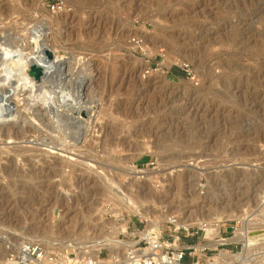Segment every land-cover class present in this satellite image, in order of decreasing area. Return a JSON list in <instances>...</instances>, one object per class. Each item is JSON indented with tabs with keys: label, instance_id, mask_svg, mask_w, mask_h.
<instances>
[{
	"label": "rangeland",
	"instance_id": "374dc122",
	"mask_svg": "<svg viewBox=\"0 0 264 264\" xmlns=\"http://www.w3.org/2000/svg\"><path fill=\"white\" fill-rule=\"evenodd\" d=\"M54 1L68 10L52 12ZM38 29L68 57L69 76L30 75ZM1 43L37 91L15 97L17 112L0 123V264L23 241L97 254L113 225L132 241L151 219L210 222L229 202L245 221L220 250L239 254L233 264H264V239L250 248L238 238L264 225V0H0ZM60 85L96 107L81 135L70 115L59 126L46 111L69 98ZM238 219L220 221L224 234Z\"/></svg>",
	"mask_w": 264,
	"mask_h": 264
},
{
	"label": "built area",
	"instance_id": "2783aa9c",
	"mask_svg": "<svg viewBox=\"0 0 264 264\" xmlns=\"http://www.w3.org/2000/svg\"><path fill=\"white\" fill-rule=\"evenodd\" d=\"M49 7L52 12L58 14L68 10L62 1H54ZM133 42L138 45L142 43L137 39ZM149 165L154 166L155 163ZM260 208L264 211V192L260 198ZM244 221V217L235 220V225L228 227L230 231H225L226 235L223 222L217 232L209 231L211 223L208 221L188 226H177L176 221H168L166 228L161 225L160 230L139 234L138 237L134 236L132 241L120 239L118 247L102 248L98 254L90 247H73L61 251L41 242L28 240L19 243L9 252L7 259L15 264H204L213 258V252L220 255L221 247L227 246L228 241L236 236ZM196 239L200 240L198 244H195ZM213 241L219 242L216 247L209 245ZM125 244L130 245L125 247ZM196 245L201 247L195 248ZM106 249L109 251L107 255ZM227 251L232 256L235 255L232 250L226 249Z\"/></svg>",
	"mask_w": 264,
	"mask_h": 264
},
{
	"label": "bare ground",
	"instance_id": "6f19581e",
	"mask_svg": "<svg viewBox=\"0 0 264 264\" xmlns=\"http://www.w3.org/2000/svg\"><path fill=\"white\" fill-rule=\"evenodd\" d=\"M44 31L45 30H39V29L36 30V32H37V35L36 36H38V45H37V48H36L37 49L36 55H33V56H36L37 59H38V61H39L38 63H40L44 67V70L46 71V76L45 77L54 76L53 74L56 73V72L59 75H65V77L66 76H69V73H67V71L65 70V66L68 64V57H65L63 55H60L59 53H57V50H54L53 47H51L48 44H46V42L44 41L45 36H46V32H44ZM6 44H8V43H6ZM6 44H4V43H1L0 44V47L2 49V52H1L2 56H1L0 59L3 60V63L0 64V68H2L0 70V73H2V74H3V72L5 73L4 77L1 76V78H0V90L1 89L2 90L4 89L1 92V95H0V123L7 122L6 121L7 118H9L10 115L12 116V113L13 112L14 113L17 112V108L16 107H18V105L16 104V102L17 101L20 102L22 99L20 97L17 100H15V97L21 96L22 95L21 94L22 92H26V93L28 92L29 95H28V97L26 99L28 101H30L31 99H34V101H35L36 91H37V85H36L35 81H33L30 78H26L24 75H22L23 73H20L19 71H17V69L16 70H13V68L11 67V65L14 64L13 62L16 61V60L11 61V59H12L11 57H12V55L14 56L15 51H14V49L12 47L7 46ZM46 47L49 48V49H51L55 53V58H54L53 61H49L47 59L46 55L44 54V48H46ZM22 49L24 50V48H22ZM3 57H4V59H3ZM61 62H64V64H62V66H59L58 67V64L57 63H61ZM16 64H18L17 61L14 64L15 67L13 65L14 68H17L18 66H20V64H18L17 67H16ZM22 70H23V68H22ZM70 77H72V76H70ZM15 78H18L17 81H20L18 84H16V82H13V80ZM85 80H87V79H85ZM78 83L80 85H82V83H84V80L81 81V79H80V82H78ZM59 89L61 91L60 92L61 93L60 95H64V97H65L66 94H69V98L67 100H65V99L60 100L61 103H60V106L59 107H52V108H50L51 106L50 107H47L46 108V111H47V113H49V115L51 117V120L54 119V118L56 120L57 119L59 120V122H57V123H59V126L63 122L62 121L63 114H66L67 113L66 115H68V116L70 115V118L74 119V121H76V123H77L76 125H78L76 127L77 128V134L78 135L79 134L81 135L83 129H85V130L87 129L88 130L89 127H93V119L95 117H98L97 116V111H95L96 107H87L88 106V102L85 100V93H83V92L80 93L81 91H76L73 88H70L69 86H66V87L62 88V85L59 86ZM49 100H50V98H49ZM83 113H86V116H84ZM52 114H54V115L52 116ZM84 133L86 134V132H84ZM73 138L75 139V137H73ZM80 140H81V138H80ZM46 142L48 144H51L52 141L46 139ZM158 148H159V146H158ZM68 160H71V159H68ZM75 160H78V159H74V161ZM165 160H166V158H165ZM163 162H161V163H163ZM183 163H185V161ZM127 171L130 174H132V175L134 174L135 176H140L141 174L143 175V174L146 173L145 171H142L140 169L135 168L133 165ZM198 173L199 172H197V174ZM165 175L167 176V174H165ZM189 176H192V175H187V174L180 175L179 176V179L176 180V181L179 184L184 183L185 180L190 179ZM185 178H187V179H185ZM118 196H120V195H118ZM212 197H214V196H212ZM124 198H122V196H121V199L125 202V204L128 205V207H130V209H132L135 212H137L138 214H140L143 218L147 217V215L141 210L140 206H136L135 205L136 203H135V200L133 199V197H131L130 195H128V197H127V195H126V197H124ZM218 198H216V199H218ZM232 200L235 201L236 199L234 200V198H233ZM227 204H228V202H227ZM234 206H235V204L232 205L229 202V206H227V208L226 207L225 208L223 207V209H221V210H220V208H218L222 212L221 213H218V215L215 217L214 220L213 219H211L212 221L210 220L211 226H210L209 231H214L215 230V231L219 232V229H220V221L222 219L224 220L226 218H234V217H238V216L240 218H242L243 217L242 214L239 215V213H236L233 210H231ZM229 211H232V212H229ZM224 213H227V214H224ZM256 217H258V216H256ZM262 217H263V221H264V214H263ZM165 220L167 222L168 221H176V225H178V226H180L182 224L187 225V226L193 224V223L188 222L187 219H186V221H183V220L181 221L179 219H175L174 220V217L171 214L167 215V217L165 218ZM198 221H199V223L203 222V220H200V219H198ZM262 224H263V222H262ZM160 226H161V221L160 220L151 219L150 220V227H149V229L147 231H157V230H160ZM256 227L257 228H254L253 227L254 230H247L246 231L244 229V231L238 236L239 239H241L243 242H245V246H249L251 248V246L255 245L253 242L257 241L258 238H260V239L263 238L264 239V237H263L264 236V225H262L259 228H258V226H256ZM123 231L124 232L127 231L126 230V227H123V226L122 227H118V226L113 225L111 227V230H108L107 232H105V234L102 235V239L100 241H98V242H100V244L98 245V251L100 249H102V248H111V249H113L115 247H118L121 242H120V239L117 238V234L119 232H123ZM147 231L142 232L141 235L145 234ZM218 243L219 242H215V243L212 242L211 245L212 246H217ZM92 245H94V244H92ZM128 245H130V244H125L124 246L126 247ZM195 248H197V247H195ZM220 252H221L220 255H216L215 257H213L212 259H210V263L211 264H233V262H232L233 259L235 257L236 258L237 257L239 258V254L232 256L228 251L226 252V250H224V249L223 250H220ZM97 254H98V252H97ZM239 263L240 264H245L246 263V260H241ZM3 264H15V263H13L10 260H7L5 258L4 261H3Z\"/></svg>",
	"mask_w": 264,
	"mask_h": 264
},
{
	"label": "water",
	"instance_id": "95a60500",
	"mask_svg": "<svg viewBox=\"0 0 264 264\" xmlns=\"http://www.w3.org/2000/svg\"><path fill=\"white\" fill-rule=\"evenodd\" d=\"M44 54L46 55V57L49 61H53L55 58V53L47 47L44 48ZM57 64L59 67V66H62V64H64V62L57 63ZM29 73L37 81H41L43 79V77L46 76V71L44 70V67L40 63L35 62V61L31 63ZM83 115L86 116V113H83Z\"/></svg>",
	"mask_w": 264,
	"mask_h": 264
},
{
	"label": "trees",
	"instance_id": "16d2710c",
	"mask_svg": "<svg viewBox=\"0 0 264 264\" xmlns=\"http://www.w3.org/2000/svg\"><path fill=\"white\" fill-rule=\"evenodd\" d=\"M174 72H176L177 74H181V75H185L186 74L180 68H174Z\"/></svg>",
	"mask_w": 264,
	"mask_h": 264
}]
</instances>
